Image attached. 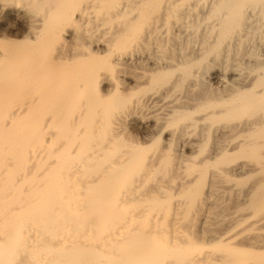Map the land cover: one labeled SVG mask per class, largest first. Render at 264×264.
I'll return each instance as SVG.
<instances>
[{
    "label": "bare ground",
    "instance_id": "bare-ground-1",
    "mask_svg": "<svg viewBox=\"0 0 264 264\" xmlns=\"http://www.w3.org/2000/svg\"><path fill=\"white\" fill-rule=\"evenodd\" d=\"M263 232L264 0H0V264H264Z\"/></svg>",
    "mask_w": 264,
    "mask_h": 264
},
{
    "label": "rangeland",
    "instance_id": "rangeland-1",
    "mask_svg": "<svg viewBox=\"0 0 264 264\" xmlns=\"http://www.w3.org/2000/svg\"><path fill=\"white\" fill-rule=\"evenodd\" d=\"M15 12L19 13V15H24V14H25V11L22 9V5H20V4L16 5V11H15ZM208 81H209V83H211V84H212V83H213V84L215 83V81L212 80V76L209 77V80H208ZM214 85H215V84H214ZM245 179H246V181H243V183L245 184V187L243 186L244 184H243V185L241 184L242 182L238 185V187H234V189H232V188L230 189V187H231L230 184H231V183H227V184H226L225 187H228V188L226 189L227 192H224L225 189L221 190V191L224 192V193H220L221 191L219 192L221 195H224V196H225V194L229 195V197H228L227 195L225 196V198H224L225 201H226V197H228V198H230V201H229L228 203L231 204V203L234 201V199H232V197H233L232 195H234V194H236V193H237V196L239 195V199H242V194H245V193H243V192H246V190H248L249 187L251 186V185L249 186V184H252V181H250L249 178H248V179L245 178ZM237 182H239V181H237ZM246 182H247V183L249 182V183L247 184ZM241 186H242V187H241ZM246 187H247V188H246ZM235 188H236V189H235ZM240 188H241V190H239ZM230 190H231V192H230ZM237 190H238V191H237ZM228 191H229V192H228ZM232 191H233V194H232ZM236 191H237V192H236ZM242 191H243V192H242ZM219 193H218V195H220ZM230 193H231V194H230ZM233 198H234V197H233ZM231 200H232V201H231ZM235 200H236V199H235ZM227 201H228V199H227ZM227 201H226V203H227ZM226 203H225V204H226ZM228 205H229V204H228ZM231 205H232V204H231ZM227 207H228V206H227ZM228 209H229V208H228ZM230 209H231V207H230ZM230 209L227 211L228 213L231 211ZM244 214H246V213L244 212ZM197 228H198V227H197ZM263 234H264V232L262 233V235H263ZM263 237H264V235H263Z\"/></svg>",
    "mask_w": 264,
    "mask_h": 264
}]
</instances>
